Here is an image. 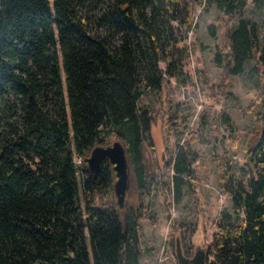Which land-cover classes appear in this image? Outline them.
<instances>
[{
	"label": "trees",
	"instance_id": "16d2710c",
	"mask_svg": "<svg viewBox=\"0 0 264 264\" xmlns=\"http://www.w3.org/2000/svg\"><path fill=\"white\" fill-rule=\"evenodd\" d=\"M205 1L228 15L214 54L221 91L252 61L264 102V33L247 12L264 0H0V264H141L140 219L152 217L156 189L181 198L197 154L191 138L154 158L149 94L184 74ZM256 118L244 139L246 180L222 140L220 188L240 218L223 211L207 264H264V108ZM113 138L130 166L124 208L110 162L98 173L83 164Z\"/></svg>",
	"mask_w": 264,
	"mask_h": 264
},
{
	"label": "rangeland",
	"instance_id": "374dc122",
	"mask_svg": "<svg viewBox=\"0 0 264 264\" xmlns=\"http://www.w3.org/2000/svg\"><path fill=\"white\" fill-rule=\"evenodd\" d=\"M252 9L263 35L264 7L255 8L250 4L247 12ZM227 18L216 2L197 4L196 25L188 38L190 60L184 64V74L170 77L164 90L149 94L155 113L151 130L156 148L154 158L162 162L170 151L191 138L197 154L192 159V184L185 183L181 198L177 200L169 190L156 189L152 217L140 219L141 264H179L175 251L177 237L182 247L191 245L194 251L198 246L208 248L223 211L240 218L231 196L220 188L218 165L223 166L226 161L222 140H226L228 157L237 177L246 180V171L242 168L244 139L257 125L256 113L264 108V102L255 99L260 91L257 77L250 69L252 61L243 73L231 75L221 91L223 69L214 54ZM161 65L165 67L164 62ZM61 73L64 77L63 68ZM204 77L214 85L213 90L204 82Z\"/></svg>",
	"mask_w": 264,
	"mask_h": 264
},
{
	"label": "water",
	"instance_id": "95a60500",
	"mask_svg": "<svg viewBox=\"0 0 264 264\" xmlns=\"http://www.w3.org/2000/svg\"><path fill=\"white\" fill-rule=\"evenodd\" d=\"M108 160L114 171V196L117 205L124 208L130 187V166L126 145L120 138L108 143L95 144L89 154L84 156L83 164L92 173H98L104 161ZM176 256L179 264H207V248L198 246L192 257L184 254L180 238H176Z\"/></svg>",
	"mask_w": 264,
	"mask_h": 264
},
{
	"label": "flooded vegetation",
	"instance_id": "af4514ba",
	"mask_svg": "<svg viewBox=\"0 0 264 264\" xmlns=\"http://www.w3.org/2000/svg\"><path fill=\"white\" fill-rule=\"evenodd\" d=\"M182 248H183V252H184V254H185L186 256H188V257H192V256L194 255V253H195V251H194V249L191 247V245H190V247H185V246H183Z\"/></svg>",
	"mask_w": 264,
	"mask_h": 264
}]
</instances>
